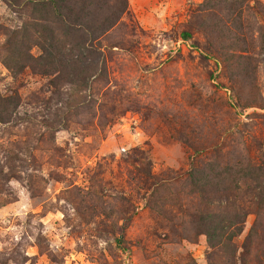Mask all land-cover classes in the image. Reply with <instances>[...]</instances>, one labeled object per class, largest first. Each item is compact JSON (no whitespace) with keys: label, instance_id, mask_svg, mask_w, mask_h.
Returning a JSON list of instances; mask_svg holds the SVG:
<instances>
[{"label":"rangeland","instance_id":"obj_1","mask_svg":"<svg viewBox=\"0 0 264 264\" xmlns=\"http://www.w3.org/2000/svg\"><path fill=\"white\" fill-rule=\"evenodd\" d=\"M81 7L0 0V264H264V0Z\"/></svg>","mask_w":264,"mask_h":264},{"label":"trees","instance_id":"obj_2","mask_svg":"<svg viewBox=\"0 0 264 264\" xmlns=\"http://www.w3.org/2000/svg\"><path fill=\"white\" fill-rule=\"evenodd\" d=\"M37 1V5H39L40 7H43L46 9V6H48V8H52L54 11L55 16H70V15H76V11L81 9L83 7H86V5H89L90 2L92 0H36ZM117 13V12H116ZM90 13H85L84 16H90ZM42 30L43 26H40ZM96 33L91 34V37L93 39H96ZM182 37L183 40H187L190 38V34L186 31L182 32ZM47 33H45V35H43L42 37H46ZM86 38V37H85ZM87 39V38H86ZM90 47H92V45H90ZM98 50H94V52H97ZM99 53V51H98ZM101 55V54H100ZM99 56V54L97 55ZM96 56V57H97ZM56 59V61H58L59 63L62 61L60 58H54ZM217 230H219L220 232L222 231L223 233L226 232L225 228H213L212 230H210V238L211 236L213 237L214 235H217L216 232H218Z\"/></svg>","mask_w":264,"mask_h":264}]
</instances>
